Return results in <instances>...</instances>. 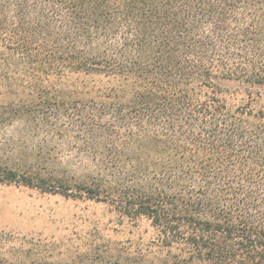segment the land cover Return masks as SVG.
Here are the masks:
<instances>
[{
  "label": "trees",
  "instance_id": "16d2710c",
  "mask_svg": "<svg viewBox=\"0 0 264 264\" xmlns=\"http://www.w3.org/2000/svg\"><path fill=\"white\" fill-rule=\"evenodd\" d=\"M0 79L30 90L0 134L85 160L1 184L150 221L149 264H264V0H0Z\"/></svg>",
  "mask_w": 264,
  "mask_h": 264
},
{
  "label": "rangeland",
  "instance_id": "374dc122",
  "mask_svg": "<svg viewBox=\"0 0 264 264\" xmlns=\"http://www.w3.org/2000/svg\"><path fill=\"white\" fill-rule=\"evenodd\" d=\"M29 95L28 88L0 79V106ZM31 117L35 119L31 128L19 122L0 134V161L19 167L27 161L43 170L78 177L85 164L83 156L65 152L63 157L56 148L51 159L46 160L45 152L38 158L40 147L51 148L55 142L45 137L42 118ZM155 237L150 221L122 215L108 204L0 183V259H5L4 264H141L145 258L143 263L149 264L157 255L149 246Z\"/></svg>",
  "mask_w": 264,
  "mask_h": 264
}]
</instances>
